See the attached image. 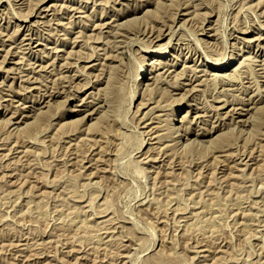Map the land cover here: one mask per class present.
Wrapping results in <instances>:
<instances>
[{
	"label": "rangeland",
	"instance_id": "374dc122",
	"mask_svg": "<svg viewBox=\"0 0 264 264\" xmlns=\"http://www.w3.org/2000/svg\"><path fill=\"white\" fill-rule=\"evenodd\" d=\"M0 264H264V0H0Z\"/></svg>",
	"mask_w": 264,
	"mask_h": 264
},
{
	"label": "bare ground",
	"instance_id": "6f19581e",
	"mask_svg": "<svg viewBox=\"0 0 264 264\" xmlns=\"http://www.w3.org/2000/svg\"><path fill=\"white\" fill-rule=\"evenodd\" d=\"M158 55V54H157ZM160 60H158L157 62H159ZM215 66H219V65H221V64H219V63H217V64H214ZM216 68V67H215ZM216 73V72H215ZM218 73V72H217ZM213 74V73H212ZM140 76V75H139ZM138 76V77H139ZM146 77V76H145ZM242 108V107H241ZM76 109V108H75ZM80 109V108H79ZM233 109H235V107L233 108ZM246 109V108H245ZM238 110V109H237ZM236 110V111H237ZM45 111H47V110H44V111H40L39 113H37V114H35V116L33 117V120H31L30 122H28V123H26V125L24 126V129L25 130H27V129H29V127H33L34 126V123H37L38 122V120L40 119V117L41 116H43V115H41V114H43ZM238 113V112H237ZM243 114V113H242ZM256 114V113H255ZM104 115V114H103ZM256 117V116H255ZM42 118V117H41ZM100 119V118H99ZM256 119V118H255ZM254 120V119H253ZM30 125H32V126H30ZM36 125V124H35ZM31 129V128H30ZM29 129V130H30ZM28 131V130H27Z\"/></svg>",
	"mask_w": 264,
	"mask_h": 264
}]
</instances>
